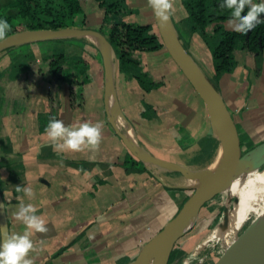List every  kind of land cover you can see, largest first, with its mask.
<instances>
[{"label":"crops","instance_id":"obj_1","mask_svg":"<svg viewBox=\"0 0 264 264\" xmlns=\"http://www.w3.org/2000/svg\"><path fill=\"white\" fill-rule=\"evenodd\" d=\"M170 2L178 39L212 81L209 47L189 30L181 0ZM81 4L69 27L89 31L33 39L24 30L0 49V193L8 237L29 235L33 248L24 258L33 264H132L195 187L193 174L214 169L222 140L213 115L164 45L140 55V69L158 83L143 90L137 68L120 71L116 51L90 32L100 25L103 10L95 0ZM127 4L133 12L123 21L149 23L157 32L151 0ZM7 14L16 15L17 9L10 7ZM237 22L230 18L222 24L234 30ZM55 53H63L69 64H86L87 77L74 86V101L68 82L56 81L47 69L44 59ZM234 57L235 68L215 84L248 151L264 142V50L259 63L240 49ZM52 119L69 128L101 122L98 145L57 148L64 138L48 137ZM129 144L165 164H145ZM127 158L137 163L125 164ZM29 186L33 196L24 191ZM28 204L47 231L31 229L17 217Z\"/></svg>","mask_w":264,"mask_h":264},{"label":"trees","instance_id":"obj_2","mask_svg":"<svg viewBox=\"0 0 264 264\" xmlns=\"http://www.w3.org/2000/svg\"><path fill=\"white\" fill-rule=\"evenodd\" d=\"M95 2L103 10L97 31L116 51L119 70L126 73L137 68L135 78L139 87L146 91L156 87L158 83L153 81L146 71L140 69V55L143 51L155 50L163 46L158 31L154 32L149 23L123 21L121 17L124 14L133 12L127 0H95ZM181 2L187 12L186 23L189 30L198 33L210 49L213 70V80L210 82L216 89L215 81L223 73L231 72L235 68L234 53L236 50L247 51L255 57L257 63L260 62L264 50V22L249 29L246 33L227 30L222 24L223 21L236 18L239 22V18L232 15V10L227 7L225 0H181ZM49 3L43 0H11L8 6L17 9L15 18H23L24 22L15 23L14 17L0 12V17H5L11 25L6 36L23 30L69 27L73 25L74 17L82 12L81 0H52ZM248 7L249 5L246 4L245 12ZM259 16L264 20V12ZM210 25H212V33L207 32ZM44 60L53 79L68 82L71 101H74V86L84 82L87 77L85 62L76 61L69 64L63 53L52 54ZM31 67L32 61L27 58L23 68L28 71ZM240 152L241 154L247 152L241 142ZM130 162L137 163L127 158L125 164ZM126 168L128 169V166ZM193 191L194 189H191L188 196ZM205 205L206 202L200 210ZM184 251L185 248L176 242L169 257V264L181 257Z\"/></svg>","mask_w":264,"mask_h":264},{"label":"water","instance_id":"obj_3","mask_svg":"<svg viewBox=\"0 0 264 264\" xmlns=\"http://www.w3.org/2000/svg\"><path fill=\"white\" fill-rule=\"evenodd\" d=\"M151 5L157 31L163 45L167 49L174 62L183 72L185 77L194 87L196 92L205 102L206 107L211 112L213 117L219 120L224 126V137L226 140V150L221 161L213 170L207 173L193 174L194 177L200 181L199 185L194 187V191L183 202L178 212L170 220H168V222H166V224L160 229L154 238L157 244L158 255L156 261L153 264H169V257L175 243L185 233L182 228L185 221L187 220V217L190 214L196 215L205 202L225 189L235 174H237L239 171L243 158L250 152L264 146V142L248 150L244 154H241L237 128L221 94L213 86L210 80L203 74L201 69L198 67L196 62L192 59L188 51L178 39L170 20V16L166 22L161 21L157 15L158 9L156 6H154L152 0ZM164 11L168 13V9H165ZM86 31L89 30L74 27L28 30L31 35L30 37L33 39L80 35ZM90 32L96 33L107 45H109L105 37L97 30ZM19 33L20 32L13 33L3 39H0V49L5 47L10 41L13 40V37ZM129 148L139 160L147 165L165 164L157 158L140 152L136 149V147L131 146L130 144ZM0 226L3 228V232L1 233L3 244L9 239V237L8 223L1 193ZM246 229L234 249L225 256H220L215 264H264V226L256 233L247 232ZM132 264L138 263L135 261Z\"/></svg>","mask_w":264,"mask_h":264},{"label":"bare ground","instance_id":"obj_4","mask_svg":"<svg viewBox=\"0 0 264 264\" xmlns=\"http://www.w3.org/2000/svg\"><path fill=\"white\" fill-rule=\"evenodd\" d=\"M214 123L218 135L222 140L220 141L221 144L216 153V162L218 164L225 154L226 140L224 137V126L222 123L215 117ZM261 164H264V146L250 152L243 158L239 171L232 178L229 185L221 191L225 192L227 195L224 219L218 221L213 228L200 237L192 249V253L195 252L196 255H199L212 240H220V256H225L233 250L239 242L245 231L238 235L235 234L249 217L253 218L246 229L247 232L256 233L264 226V165L260 167ZM231 197H237V201L230 204L229 199ZM194 220L195 214H190L187 217L182 230L187 231ZM157 255V244L154 240L143 248L141 256L137 259V263L153 264L156 261ZM182 264H185V261H183Z\"/></svg>","mask_w":264,"mask_h":264},{"label":"clouds","instance_id":"obj_5","mask_svg":"<svg viewBox=\"0 0 264 264\" xmlns=\"http://www.w3.org/2000/svg\"><path fill=\"white\" fill-rule=\"evenodd\" d=\"M154 6L157 7V15L161 21L166 22L169 18L165 9L173 7L170 0H152ZM229 9L232 10V15L239 18V22L235 23L234 30L246 33L249 29H253L256 25L264 22L259 16L264 12V0H258L253 3L252 0H225ZM248 4V10L245 12V5ZM11 25L5 17H0V39L6 37ZM48 137L56 139L63 137V143H57V148L79 150L84 147L91 146L95 148L101 138V122L81 123L79 127H66L61 120L52 119L46 127ZM24 191L29 195H34L32 187H26ZM35 207L32 204L22 206L21 210L16 213L18 218H22L25 224L31 228L40 231H47L45 228V220L42 217L36 216ZM3 232L0 226V233ZM33 248V242L29 239V235L25 233L22 236H12L0 245V264H33L32 259L24 257ZM196 255L191 254L189 259ZM187 264V260L185 261Z\"/></svg>","mask_w":264,"mask_h":264},{"label":"rangeland","instance_id":"obj_6","mask_svg":"<svg viewBox=\"0 0 264 264\" xmlns=\"http://www.w3.org/2000/svg\"><path fill=\"white\" fill-rule=\"evenodd\" d=\"M4 1L0 0V12L7 14V11L10 10V7L4 5ZM47 3L52 2V0H43ZM54 1V0H53ZM50 4V3H49ZM4 5V6H3ZM15 23L18 21H23V18H15L16 15H13ZM264 164H261L262 167ZM243 174V173H241ZM198 183V184H197ZM200 181H195V186L199 185ZM194 189V188H193ZM236 198V200H235ZM227 201V195L225 192H219L213 197H211L206 205L195 215V220L190 226V228L185 231L182 237L177 241L181 247L185 248L184 253L176 259L172 264H182L183 261H188V264H215L221 254V242L220 240H212L209 245L199 254L191 259L189 257L192 254V249L200 239V237L209 231L213 226L220 220L224 218L225 202ZM234 201H237V197H231L229 203L232 204ZM253 217H249L236 232L235 235L241 234L251 223ZM215 247V248H214ZM213 262V263H212Z\"/></svg>","mask_w":264,"mask_h":264}]
</instances>
